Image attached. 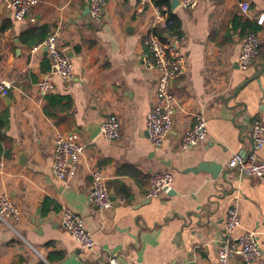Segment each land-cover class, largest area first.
<instances>
[{"label":"crops","instance_id":"crops-1","mask_svg":"<svg viewBox=\"0 0 264 264\" xmlns=\"http://www.w3.org/2000/svg\"><path fill=\"white\" fill-rule=\"evenodd\" d=\"M242 1L198 0L192 10L175 8L188 69L174 82L173 127L156 148L147 115L158 72L143 42L156 16L151 0H104L99 22L90 18L87 0H38L30 13L34 21L15 20L0 0V83L11 84L6 96L0 92V114L7 116L0 131V194H10L22 215L12 226L0 220V264H103L109 253L118 264H220L217 252L234 205L240 225L232 236L252 231L263 250L253 264H264V177L228 166L235 153L249 150L252 120L264 121V0H248V13ZM245 19L259 26L262 45L241 69ZM34 26L59 34L74 65L72 80L54 72L43 47L32 51L38 44L22 43L21 33ZM45 78L53 83L46 93L37 85ZM50 94L62 96L70 109L48 116ZM111 115L121 122L114 141L99 129ZM199 115L208 141L183 149L181 137ZM70 135L87 149L80 174L62 181L53 169L54 141ZM258 157L264 160V146ZM201 164L208 170H193ZM94 166L115 196L109 209L88 200ZM159 171L173 173L172 189L149 198L151 175ZM64 208L83 217L96 242L92 250L81 248L64 227ZM228 264L247 263L233 256Z\"/></svg>","mask_w":264,"mask_h":264},{"label":"built area","instance_id":"built-area-1","mask_svg":"<svg viewBox=\"0 0 264 264\" xmlns=\"http://www.w3.org/2000/svg\"><path fill=\"white\" fill-rule=\"evenodd\" d=\"M13 12V18L24 21L31 18V11L38 5V0H4ZM104 0H87L90 7L89 16L94 22H99L103 13ZM142 4L148 0H141ZM198 4V0H179L177 7L192 10ZM241 9L248 13L250 2H240ZM156 16L151 31L146 34L143 42L148 50L149 63L158 72L155 97L151 109L147 115V133L151 144L160 148L173 127V118L176 113L175 98L173 94L174 82L182 77L188 69L186 58L181 52L186 43L183 34L165 35L163 40L156 32L157 27L166 28L172 24L171 16L175 9L160 7L154 4ZM241 52L238 63L241 69H247L259 55L261 50V38L258 33L248 31L242 36ZM43 47L51 60L54 72L63 80L70 81L75 75L74 65L59 45V34L50 33L46 39L39 43L32 51ZM40 91L46 93L53 88V83L48 79L38 82ZM11 84L0 83V92L7 95ZM101 134L109 141L117 140L121 135V122L116 116H108L100 126ZM208 127L204 117L197 116L196 122L191 125L181 137V147L190 149L202 146L208 141ZM264 146V121L254 118L250 130L249 150L242 154L235 153L229 160L228 166L236 170L240 175L252 177H264V160L258 157L259 151ZM87 149V144L78 141L73 136H58L54 141L55 176L62 181L76 178L81 171V158ZM91 186L88 200L102 209L113 206L114 200L110 188L106 183V177L102 169L94 166L90 169ZM173 173L159 171L151 175L148 197H159L169 194L172 189ZM21 210L14 199L7 192L0 194V220L12 226L21 220ZM64 227L78 242L81 248L92 250L95 246L94 235L85 225L84 219L69 208H64L61 213ZM240 225V213L237 205L228 210L225 222V238L222 240L217 257L220 264H228L233 256H240L247 264L259 262L263 257V250L255 240L254 233L246 230L240 236L234 238L233 232ZM118 257L107 254L103 264H118Z\"/></svg>","mask_w":264,"mask_h":264},{"label":"trees","instance_id":"trees-1","mask_svg":"<svg viewBox=\"0 0 264 264\" xmlns=\"http://www.w3.org/2000/svg\"><path fill=\"white\" fill-rule=\"evenodd\" d=\"M155 5L160 7H170V0H151ZM172 24L166 28L157 27L155 32L163 39L166 40L165 35H172V34H180V22L175 14L171 16ZM245 30L258 32L259 26L254 24L253 22L245 19ZM50 34V28L48 26H34L20 35V40L25 46L32 47L43 42L46 37ZM48 104L45 106L44 111L45 113L54 118L57 117L60 113L64 111H68L71 107L70 103H63V97L60 95H53L50 94L47 96ZM6 114H0V131L4 128L6 124ZM4 149L2 143L0 141V159L4 154ZM135 174H138L135 172Z\"/></svg>","mask_w":264,"mask_h":264},{"label":"water","instance_id":"water-1","mask_svg":"<svg viewBox=\"0 0 264 264\" xmlns=\"http://www.w3.org/2000/svg\"><path fill=\"white\" fill-rule=\"evenodd\" d=\"M7 4V3H6ZM179 4V0H170V7L171 9H175ZM87 11H90V7L88 6L87 7ZM100 129V128H99ZM212 166V165H211ZM208 167L209 165L207 164H201L200 166H198L197 168L193 169L194 171H197V170H201V169H204V170H208ZM214 173H216V171L213 169L212 170ZM112 199L115 200V196L114 194L112 193ZM189 264H194L193 262L189 263Z\"/></svg>","mask_w":264,"mask_h":264}]
</instances>
